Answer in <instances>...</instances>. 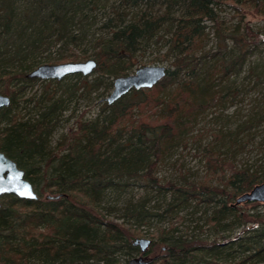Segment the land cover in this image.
<instances>
[{
  "label": "trees",
  "instance_id": "trees-1",
  "mask_svg": "<svg viewBox=\"0 0 264 264\" xmlns=\"http://www.w3.org/2000/svg\"><path fill=\"white\" fill-rule=\"evenodd\" d=\"M231 4L264 14V0H0V94L10 98L0 109V151L24 171L37 194L31 201L0 196V264H119L122 259L131 264L141 254L132 241L153 217L166 219L168 226L150 236L147 252L160 246L162 253L144 264H264V213L235 205L238 196L264 182V156L257 165L238 166L207 145V165L228 170L218 177L219 186L184 176L179 183L155 177L166 152L198 137L192 130L205 111L234 98L216 86L236 76L258 49L261 31L241 20L230 31L218 22L216 8ZM204 22L217 23L220 43L213 52L201 50ZM94 26L90 54L70 48ZM228 40L234 46H227ZM57 43L67 45L59 63L96 62L91 74H73L91 90L107 91L112 79L142 67L139 57L152 44L166 47L159 60L169 67L153 87L131 90L112 104L104 101L101 118H78L51 148L48 137L52 122L63 114V97L47 98L37 117L26 121L13 108L27 84L42 81L27 74ZM131 183L155 190L164 207L156 213L147 209V199L129 201L119 214L123 222H115L109 216L118 208L100 203L108 192ZM200 207L211 239L202 236V226L197 233L177 230L185 221L179 213Z\"/></svg>",
  "mask_w": 264,
  "mask_h": 264
},
{
  "label": "rangeland",
  "instance_id": "rangeland-1",
  "mask_svg": "<svg viewBox=\"0 0 264 264\" xmlns=\"http://www.w3.org/2000/svg\"><path fill=\"white\" fill-rule=\"evenodd\" d=\"M238 10L232 4L217 7L218 22L222 23L223 29L230 31L241 20L242 25L246 24L253 31H261V39L257 41V50L262 53H258L256 50L248 55L236 76L232 74L226 81L219 82L221 84L216 86V90L221 89L225 96L226 92L229 91L231 92L229 94H233L234 98L228 96L220 100L216 106L208 108L194 130H192V136L198 137L196 139L188 138L186 142L178 143L163 155L158 169L155 170V177L162 183H179L181 177L184 176L190 182H204L219 186L218 177L220 175L226 177L228 170L221 172L215 166L216 164H213V168L207 165L203 150V147L207 145L211 146L219 157L238 163V166L242 164L254 166L262 161L264 156V57L260 60L259 56L264 55V14L258 13L259 11L250 6H244ZM203 26L206 37L201 50L203 52H213L218 49L220 43V35L217 34V31H219L217 30V23L204 22ZM96 29L95 26L91 28L84 40L78 42L76 46L69 45L70 48H73L80 55L90 54L92 40L98 32ZM238 29L237 34L242 31L241 27H238ZM223 34L226 35L228 33L225 32ZM227 44L229 47L234 46L231 40H228ZM66 47L67 45L62 43L52 45L44 55L45 62L43 64H58L59 62L57 61L67 51ZM165 49V46L161 47V43L150 45L143 52V55L139 57L142 66L158 65L168 68V62L159 60V54H162ZM156 57L158 58L157 61H155ZM135 70L129 71L128 75L134 73ZM92 76H88L87 80H91ZM107 81L105 80V82ZM84 83L85 81L79 77L70 75L57 85L49 80L27 84L17 94L13 112H19L22 119L26 121L27 119H32V116L37 117L36 111L43 108L48 102L47 98L52 97V100H54L56 97H63V114L59 117L56 124L52 122L53 127L48 137L49 146L52 148L55 146L56 141L75 128L78 118H81L82 121H89L97 116L100 118L102 116V107L106 102L104 99L110 94L112 87L107 91L104 90L103 86L91 90L89 87L85 88ZM133 113L137 115L136 110H133ZM215 135H219L217 140H214ZM143 198L147 199V209L156 213L162 211L164 206L155 190L151 191V189L132 183L125 188L108 192L100 204L108 205L109 207L115 206L114 209L118 208V211L110 213L109 218L119 223L123 222L119 214L125 206L124 203L138 201ZM258 204L254 206L251 202H245L240 206L250 212L264 213V203ZM197 210L188 209L181 211L179 214L184 216L185 221L183 224L178 225L177 230L183 233H197L199 226H202L204 228L202 236L211 239L213 232H210L203 224L201 215L204 207H200ZM200 215L201 219L196 225L195 222L198 220L196 221L195 219ZM167 226L168 222L166 219L153 217L148 224L140 228L141 234L135 238L152 240L150 236L158 228H166ZM147 251L142 256L144 261L160 256L162 247L157 246L152 251ZM140 256V254L133 256L131 261ZM122 260H120L119 264H126Z\"/></svg>",
  "mask_w": 264,
  "mask_h": 264
},
{
  "label": "water",
  "instance_id": "water-1",
  "mask_svg": "<svg viewBox=\"0 0 264 264\" xmlns=\"http://www.w3.org/2000/svg\"><path fill=\"white\" fill-rule=\"evenodd\" d=\"M96 68V62L93 59H87L79 62H64L58 64H41L31 70L27 77L38 80H56L60 81L64 77L73 74L87 76ZM166 68L164 66L151 65L137 68L134 73L120 76L113 80L112 90L104 99L108 104H112L131 90H139L153 87L165 76ZM10 104L8 96L0 94V109ZM0 164L7 168V176L0 181V196L13 195L23 200H36L37 194L32 184L25 179L24 171L19 168L15 161L7 157L0 151ZM0 175H4V170L0 168ZM31 193V194H28ZM59 196H46V199H57ZM245 202L264 203V182L253 186V188L238 196L235 205ZM151 244L150 239L135 238L132 245L137 246L141 253H145ZM136 264H143L144 259L140 256L132 260ZM227 264V263H223Z\"/></svg>",
  "mask_w": 264,
  "mask_h": 264
},
{
  "label": "snow or ice",
  "instance_id": "snow-or-ice-1",
  "mask_svg": "<svg viewBox=\"0 0 264 264\" xmlns=\"http://www.w3.org/2000/svg\"><path fill=\"white\" fill-rule=\"evenodd\" d=\"M0 168H2L4 170V175H0V181H2L7 176V171L8 170H7V168H4L3 164H0ZM0 190H2V189H0ZM28 194H31V193H28Z\"/></svg>",
  "mask_w": 264,
  "mask_h": 264
},
{
  "label": "flooded vegetation",
  "instance_id": "flooded-vegetation-1",
  "mask_svg": "<svg viewBox=\"0 0 264 264\" xmlns=\"http://www.w3.org/2000/svg\"><path fill=\"white\" fill-rule=\"evenodd\" d=\"M141 254H142V255H141ZM141 254H140L141 256H144V253H141ZM131 264H136V263H134V262H131Z\"/></svg>",
  "mask_w": 264,
  "mask_h": 264
}]
</instances>
